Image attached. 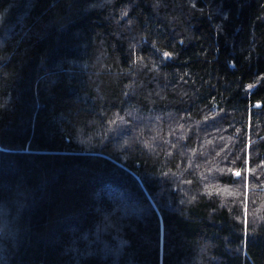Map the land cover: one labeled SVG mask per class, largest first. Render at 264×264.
<instances>
[{"label":"trees","instance_id":"obj_1","mask_svg":"<svg viewBox=\"0 0 264 264\" xmlns=\"http://www.w3.org/2000/svg\"><path fill=\"white\" fill-rule=\"evenodd\" d=\"M0 264H264V0H0Z\"/></svg>","mask_w":264,"mask_h":264},{"label":"snow or ice","instance_id":"obj_2","mask_svg":"<svg viewBox=\"0 0 264 264\" xmlns=\"http://www.w3.org/2000/svg\"><path fill=\"white\" fill-rule=\"evenodd\" d=\"M164 56H165V58H170L171 57V53H164ZM235 175L237 176V177H239L240 175H241V173L240 172H236L235 173Z\"/></svg>","mask_w":264,"mask_h":264}]
</instances>
